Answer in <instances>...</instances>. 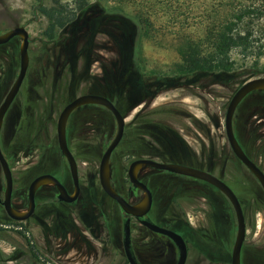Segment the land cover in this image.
Listing matches in <instances>:
<instances>
[{"label":"flooded vegetation","instance_id":"af4514ba","mask_svg":"<svg viewBox=\"0 0 264 264\" xmlns=\"http://www.w3.org/2000/svg\"><path fill=\"white\" fill-rule=\"evenodd\" d=\"M113 15L115 14L108 10H102L92 16L89 15L87 20L84 19L89 28L88 35H93L91 40L88 37L84 40L82 38L71 40L66 37L67 35L62 36L58 28L54 38L39 40L38 49L33 53L28 38L26 73L3 114L0 126V148L12 176L10 205L14 209L26 210L29 201V184L42 174L53 175L69 193L73 191L67 160L59 150L56 123L64 106L82 94L102 95L115 104L113 93L116 92L106 84L105 80L113 71L117 72L116 75H120L123 72L121 64L132 65V62L127 61V55L123 57L120 50L123 40L118 38L122 33L117 29L118 23L124 21ZM109 24L117 29H110ZM18 26L25 27L22 24H12L0 31V34ZM110 36L116 48L110 45L108 41ZM20 41L21 38L15 35L0 43V104L18 74ZM129 42L130 56L134 57L137 50L136 41L130 38ZM94 45L99 47L98 54L93 52ZM110 52L113 53L112 55L121 54L119 60L115 61V66L114 59L110 61ZM95 68H101L100 72L97 73ZM128 69L125 82L137 78V72H132L130 66ZM31 81L34 92L29 88ZM145 85L143 81L139 92L136 93L137 100L133 107L145 106L152 99L153 84L148 87ZM118 95L116 93L115 96L118 98ZM124 95L125 92L121 96ZM262 96L264 90H254L241 99L232 116V128L245 154L264 172V98ZM245 102H248L246 109L240 114V106ZM97 110L112 116L101 105L84 104L70 113L66 123L67 145L77 162L80 192L76 200L71 202L59 200L54 185H40L34 192V208L31 214L23 220H15L7 214L2 203L5 179L0 165V235L5 237L11 235L20 241L19 246L10 243L7 251L0 249V264H175L177 262L178 249L170 237L144 224L140 218L125 213L117 201L102 189L98 166L112 138L106 142H103L104 138H76L75 141L69 138L70 119L79 115L77 127L92 131L94 111ZM144 110L140 109L136 112V116L142 115ZM225 112L226 108L223 127ZM239 115L245 117L246 121L248 119L250 124L251 133L246 134L244 139L238 134ZM182 117H186L185 120L189 124L191 121L197 124L200 130L199 121L192 115L183 113ZM51 123H54L55 138H40ZM86 124L87 126L82 127ZM155 125V120H152L150 128L143 130V137L150 138H123L124 127L122 138L112 150L109 159L110 184L115 191L129 204H135L141 199L142 189L132 186L127 175L128 166L132 161L155 160L179 163L207 171L224 181L237 195L246 223L247 211L233 186V181H236L238 166L253 177L254 175L232 151L225 129H223L224 138H220L221 142H219L221 146H216V138H211L208 134L210 130L208 124L203 127L205 138L188 140L186 144L182 142V146L174 145L176 142L174 144L172 142L171 147L165 149L159 146L157 139L159 137L151 130ZM143 134L141 132V136ZM260 141L262 142L259 143ZM82 142L85 147L80 146ZM117 151H119L120 165L114 170L112 157ZM49 153L53 154V158L58 157L60 160L53 161L47 156ZM123 157H128V160H124ZM22 159L25 160L21 162ZM63 162L66 163L67 173ZM16 164L18 167L25 164L26 168L24 166L20 169L15 168ZM137 177L151 192L150 207L143 218L158 227L173 230L181 235L186 245V258L183 264H231L234 239L231 240L230 211L234 213V210L219 189L202 179L149 165H143ZM255 180L257 181L256 178ZM259 187L261 188L260 184ZM8 222L9 225L5 224ZM13 224H22L28 231L23 233L14 228ZM245 241L246 231L241 253ZM258 264L264 262L260 261Z\"/></svg>","mask_w":264,"mask_h":264},{"label":"rangeland","instance_id":"374dc122","mask_svg":"<svg viewBox=\"0 0 264 264\" xmlns=\"http://www.w3.org/2000/svg\"><path fill=\"white\" fill-rule=\"evenodd\" d=\"M201 1L155 0L153 10L149 13L150 25L147 29L141 28L133 19L137 8L135 4L126 1L121 4L122 12L118 13L116 11L113 13L120 17L123 16L121 14L125 15V17H122L124 22L118 23V29L110 24L109 28L117 29L118 32L122 33L118 35V38L123 40L120 50L123 57L127 55V61L132 62V65L130 63V65L121 64L123 72L120 75H116L117 72L113 71L107 77L108 80L105 78L106 84L114 88L115 92L119 94L117 98L116 93H113V97L116 107L125 115V134L123 138H148L149 136L143 137V127L155 120L156 125L152 126L151 130L158 135L159 146L166 149L171 147L172 142L173 144L176 142L174 145L182 146L188 140L205 138L203 127L209 124L208 134L211 138H216V146H221L219 143L221 142L220 138H224L223 116L231 95L246 80L264 76V55L260 57L255 55L244 56L241 50L237 48L232 49L230 52V57L234 60L231 64V70L223 75L176 76L174 68L180 60L178 47L183 37L198 38L202 35ZM116 6H119L117 0H0V31L12 24L24 25L29 32L31 50L34 53L38 49L39 40L54 38L58 32V27H55L52 31V37L49 35L50 20L40 10L41 7H53L62 11V14L72 17L70 23L60 28L59 32L62 36L67 35L66 37L71 40L79 38L84 40L87 37L91 40L93 35H88L89 28L84 19L87 20L89 15L92 16L97 12L110 10L111 7ZM130 38L136 41L137 50L134 57L130 56L129 52ZM108 41L111 46L116 48L112 36L109 37ZM98 49L99 47L94 45V54H98ZM112 54L110 52V61L114 59L113 65L115 66V61L119 60L121 54ZM128 66L131 67L132 72H137V78L125 82V76L129 71ZM246 68H254L257 71L255 74L242 72ZM100 70L101 68H95L97 73ZM36 72L35 68V74ZM238 72L241 73L238 74ZM143 81L147 87L153 84L152 99L145 106L133 107L134 102L137 100L136 93L139 92ZM32 82H29V88L34 92ZM123 92H125V95L121 96ZM262 97L264 98V96ZM247 104L248 102H245L240 106V114L246 109ZM140 109H145L142 111L144 113L136 116V112ZM183 113L190 114L199 121L200 130L197 124H193L191 118V124H189L185 120L186 117H182ZM77 116L79 115L73 116L69 123V138L73 141L76 138H104L103 142H106L114 136L116 123L114 118L107 113L100 110L94 111V129L92 131L77 127L78 119L80 120V117ZM237 120L238 134L244 139L246 134L251 133V130H249L250 124H248V119L246 121V118L242 115H239ZM84 126H87V124L82 127ZM147 128H150V126ZM40 138H55L54 123L49 124L48 129ZM192 144L197 145L194 142ZM80 146L85 147L84 142L80 143ZM118 152L112 157L114 170H117L120 165ZM47 156L51 157L53 161L60 160L58 157L53 158L52 153L47 154ZM123 159L128 160V157H123ZM24 160L22 159L21 162ZM63 164L67 173L66 163L63 162ZM22 166L25 167V164H22ZM81 166L84 165L81 164ZM21 167L15 165V168L20 169ZM233 186L247 211L246 241L241 253V264L264 262V192H262L255 178L240 166L236 169V181H233ZM230 215L231 240L233 241L236 221L232 210ZM5 224L9 225V222ZM12 226L23 233L28 231V229H24L22 224H13ZM10 243L15 246L20 245V241L15 237L0 235L1 250H9Z\"/></svg>","mask_w":264,"mask_h":264},{"label":"water","instance_id":"95a60500","mask_svg":"<svg viewBox=\"0 0 264 264\" xmlns=\"http://www.w3.org/2000/svg\"><path fill=\"white\" fill-rule=\"evenodd\" d=\"M18 35L21 38L19 44V70L18 74L12 83L9 91L6 93L2 103L0 104V126L4 112L15 96L28 66V32L23 26H18L0 34V43H3L10 39L12 36ZM264 90V76L253 77L243 82L231 96L225 112L224 129L226 133L229 145L234 154L241 160V162L247 167V169L254 175L259 182L264 192V172L245 154L244 150L237 141L233 128H232V116L237 104L241 99L251 91ZM84 104H98L105 107L113 116L116 123V131L112 140L105 148L100 161H99V179L102 189L113 199H115L120 206L121 210L125 213L140 218L142 222L152 229L161 232L170 237L177 249L178 259L175 264H183L186 258V245L180 234L173 230L165 229L150 223L147 219L143 218L144 214L148 211L151 203V192L148 187L138 179V171L143 165H149L158 169H164L170 172L187 175L195 178L202 179L208 183L214 185L219 189L229 200L234 210L236 218V233L231 249V264H241L240 253L242 243L244 241L246 223L244 218L243 209L240 201L234 191L221 179L215 175L197 168H193L187 165L179 163H165L155 160H135L132 161L127 169L128 179L132 186L142 189L143 195L141 199L135 204H129L121 195H119L110 184V166L109 159L110 154L114 147L118 144L122 138L125 127V115L115 106V104L107 97L98 94H82L77 96L71 102L64 106L61 110L57 123L56 133L59 150L61 154L66 158L70 176L73 182V191L69 193L65 186L53 175L42 174L34 178L28 187V206L26 210H16L10 205V196L12 190V176L4 158V155L0 148V165L5 179L4 199L3 205L7 214L15 220H23L27 218L34 208V192L40 186L44 184H52L57 189V198L62 201L71 202L78 198L80 188L78 183V170L77 162L68 148L66 141V123L70 113L77 107Z\"/></svg>","mask_w":264,"mask_h":264},{"label":"trees","instance_id":"16d2710c","mask_svg":"<svg viewBox=\"0 0 264 264\" xmlns=\"http://www.w3.org/2000/svg\"><path fill=\"white\" fill-rule=\"evenodd\" d=\"M119 6L108 9L122 12L126 1L137 5L133 19L141 28L150 25V14L155 0H117ZM202 35L198 38L183 37L178 47L180 60L175 64L176 76H219L231 70L234 62L232 49H240L244 56L264 55V0H202ZM49 18V35L55 27L63 28L72 17L56 8L41 7ZM113 15L122 19L124 14ZM256 61V60H255ZM255 74L256 69L242 72ZM241 72H238L240 74ZM147 124L144 130L149 127Z\"/></svg>","mask_w":264,"mask_h":264}]
</instances>
